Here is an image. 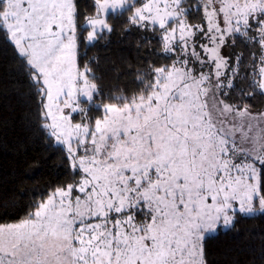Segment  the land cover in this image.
I'll return each instance as SVG.
<instances>
[{"label": "snow or ice", "instance_id": "6c2138e0", "mask_svg": "<svg viewBox=\"0 0 264 264\" xmlns=\"http://www.w3.org/2000/svg\"><path fill=\"white\" fill-rule=\"evenodd\" d=\"M109 12L152 32L165 62L104 96L78 49L111 33ZM237 40L252 49L247 87L242 54L221 52ZM0 41L71 173L0 223V264H207L209 234L264 215V110L231 95L264 96V0H93L86 14L77 0H0Z\"/></svg>", "mask_w": 264, "mask_h": 264}, {"label": "trees", "instance_id": "16d2710c", "mask_svg": "<svg viewBox=\"0 0 264 264\" xmlns=\"http://www.w3.org/2000/svg\"><path fill=\"white\" fill-rule=\"evenodd\" d=\"M77 2L81 13L92 11L93 0ZM128 15L108 13L111 33L79 45L78 62L93 70L104 96L136 90L138 73L152 62H165L152 32L128 25ZM234 49L243 56L236 83L247 87L252 49L239 40ZM231 95L232 102L264 108L262 95L242 99L239 88ZM38 102L12 46L0 41V223L23 219L35 202L71 176L65 153L40 129ZM204 249L207 264H264V215L238 218L233 230L209 234Z\"/></svg>", "mask_w": 264, "mask_h": 264}, {"label": "rangeland", "instance_id": "374dc122", "mask_svg": "<svg viewBox=\"0 0 264 264\" xmlns=\"http://www.w3.org/2000/svg\"><path fill=\"white\" fill-rule=\"evenodd\" d=\"M197 23H199V22H197ZM234 50H235L234 46H226L224 49L221 50V52H222L223 55L228 56L230 58V62H232V60L235 57V54H242L241 52H237V51L234 52ZM242 68H243V65H242V60H241L240 65H239V73H240L239 78L241 77V69ZM232 100H234V96H232ZM253 110L254 111H260V110H264V108L263 109H257V108L255 109V108H253ZM91 114H94V113H90V115ZM211 234H213V233H211Z\"/></svg>", "mask_w": 264, "mask_h": 264}]
</instances>
